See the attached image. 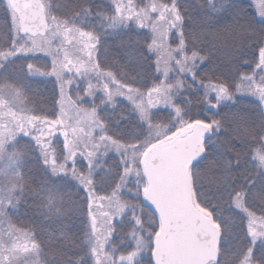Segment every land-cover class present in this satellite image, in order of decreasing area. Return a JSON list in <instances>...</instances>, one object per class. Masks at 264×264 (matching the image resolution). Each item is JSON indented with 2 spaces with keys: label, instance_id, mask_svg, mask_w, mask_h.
<instances>
[{
  "label": "trees",
  "instance_id": "16d2710c",
  "mask_svg": "<svg viewBox=\"0 0 264 264\" xmlns=\"http://www.w3.org/2000/svg\"><path fill=\"white\" fill-rule=\"evenodd\" d=\"M143 1L148 0H139L140 3ZM151 1L159 6H173L176 15L181 18L176 29L171 24L168 34L162 30L160 39L168 52L167 65L160 64L159 72L155 55L146 50V42L151 37L147 28H139L131 22L127 23V27L123 24L115 29L108 27L110 20H105V17L115 15L112 0H40L43 8L44 5L47 6L44 8L46 16L49 13L66 26L96 37V64L102 72L111 71L112 79L117 84L124 88L138 89L140 93L159 86V108L150 109V119L146 124H137L135 114L130 111L131 105L121 97L105 101L106 97L98 92L94 94V90H89L88 87L84 89L75 83H69L59 95L58 85H55L53 79L36 76L26 78V63L31 62L44 71L49 69L51 58L42 53L33 51L37 56L36 60L29 56L14 58L5 71L15 73L17 81L23 84L22 100L35 117L54 120L63 103L67 105V109L75 112L82 108L94 110L104 134L117 143L129 141L133 136L135 144L140 143L147 136L150 127L156 132L164 131L163 136L172 135L176 130L174 112L177 109L180 119L186 122L200 120L205 124H213L214 129L222 132V138L220 140L215 133L209 136L204 146L205 155L191 166V178L194 192L200 196V191L203 190L200 188L207 183L205 179H201L200 168L210 161L215 163V179L211 184L207 183L211 189L208 192L211 202L205 203L202 198L201 202L210 213H219L215 215V219L223 226L219 262L243 264V260L247 258L248 264H264V243L253 245L251 252H240L237 242L229 245L236 239L231 237L225 227L232 224L227 218L234 209L228 207L227 196L218 192L217 176V167L223 165L225 173L227 162L230 165L228 178L233 186H244L256 193L264 191V168L254 163L257 160L252 159L253 154L259 150L264 156V152L258 147V140L255 143L256 135L264 131V116L258 105L247 99L237 98L231 103H221L214 108L212 104H216L215 98L209 97L205 91V86L209 84L224 85L232 92L235 85H241L242 82L244 85L252 81L261 85L264 83V65L253 72L264 44V0L260 4L262 11L256 5L261 0ZM3 3L1 0V53L11 48L13 42L19 47L21 38H24L21 42L23 47L30 46L33 39L48 37V32L44 37L35 38L19 35L8 23L9 19L6 21ZM25 41H28L27 45ZM39 56L44 58H38ZM184 63L188 69L182 71L181 64ZM165 67L168 69L167 75L164 74ZM250 75H253L252 78L245 81L244 77ZM87 92L89 95L83 98ZM161 93H166L171 102H162L164 95ZM245 125H249L251 130L247 133L246 141L240 142V145H249L250 151L244 147L242 151L235 152L232 145L235 144L234 138H238L237 135ZM170 138L171 136L164 141ZM158 141L164 142L161 138ZM15 144L16 149L25 148L26 154L17 166L20 193L17 209L9 212V218L16 229L21 233H28L32 240L40 244L42 252L39 256L28 255L36 264H45V261L47 264H91L86 245L89 232L88 195L74 175L89 177L93 181L92 191L97 196L111 197L126 205L125 213L121 212L124 213L121 222L115 221L112 225L113 233L104 251L108 252L112 248L116 250V254L127 255L135 251L138 241L136 237L140 236L143 241L139 243L134 264H152L150 248L147 246L151 232L147 226L150 225L152 213L143 206L138 193L143 180L123 181L121 178L127 167L122 152L117 155L112 151L104 158L94 161L84 163L80 160L66 164L63 146L58 139L50 146L52 153L18 135ZM6 150L13 152V143L6 145ZM51 160L55 163H50ZM60 165L64 166V171L54 174L53 168L58 169ZM117 185L120 191L114 193ZM262 207L264 204H261L259 198L251 202V208L257 215L261 214Z\"/></svg>",
  "mask_w": 264,
  "mask_h": 264
},
{
  "label": "rangeland",
  "instance_id": "374dc122",
  "mask_svg": "<svg viewBox=\"0 0 264 264\" xmlns=\"http://www.w3.org/2000/svg\"><path fill=\"white\" fill-rule=\"evenodd\" d=\"M1 1V0H0ZM4 10L6 11V21L9 19L8 23L15 28L16 32L19 35H22L24 37L25 34L21 30L20 22L18 18L14 15V13L11 11L8 0H3ZM119 2V0H112L113 6H114V12H115V4ZM123 2L126 4L127 0H123ZM134 3L136 5V9L139 10L140 7H143L145 11L148 13V15L151 17V19L148 21L149 27L147 28L149 30L150 35L152 36L151 29L153 27L158 28L160 32L162 33V30L164 29L165 33L168 34L171 30V24L174 26V29L177 28V26L180 23V20H176V12L173 6H164V5H157L153 3L151 0H148L146 2L143 1V3H140L139 0H134ZM262 3V0L257 2V8L262 11L260 4ZM44 5V8L46 9L47 6ZM155 7V11H152L151 9ZM47 24H48V37L52 39V47L54 49V52L58 53L57 56V62L61 63V76L60 80L57 81L56 78L50 77V76H40L37 75L36 77H42V78H49L53 79L55 81V85H58L59 89V95L63 92V88L68 87L69 83L74 85L78 84L85 88H89V90H94V94L97 92L102 95V97H106L105 101L109 100V96L112 97H121V99H126L127 95V89L119 84H117L112 77L105 75L106 72H102L99 70L98 67H92L93 64H96V48L92 50L93 56L90 58L87 55L83 54V43L86 42L87 37L82 36L81 33H86L84 31H81L74 27H68L63 22L55 19L51 14L47 13ZM162 21H166V23H163ZM131 23H134V21H129ZM136 25V24H135ZM24 38H21L22 41ZM20 41V39H19ZM21 41V42H22ZM19 42V47H21L22 43ZM96 42V41H95ZM1 53V52H0ZM259 59L257 62V65L255 67L254 71H257L264 65V44L262 49L259 51ZM23 56V55H21ZM30 59L36 60L37 56L32 52L28 55ZM25 57V56H24ZM27 57V56H26ZM38 58H44L39 56ZM43 60V59H42ZM1 62V61H0ZM183 65L181 70L185 71L187 68V64ZM97 65V64H96ZM180 66V64H178ZM89 67H91V71H89ZM7 72V76L14 80L16 79L15 73ZM253 75H250L248 77H244L245 81H249V79L252 78ZM17 80V79H16ZM244 81V82H245ZM243 84V82H242ZM235 85L232 92L227 90L228 97L225 98L224 95L221 92V89H226V86L224 85H218V84H209L205 86V91L207 92V95L209 97H214L216 104H212L214 108L218 104H228L234 101L237 98L240 99H247L250 102L257 104L258 107L261 109L262 114L264 116V102H262V99L260 97V90L264 89V83L256 84L252 81V83H248V85ZM124 92L125 96H121L118 93ZM89 93L87 92L86 95H83L82 97L88 96ZM139 97V96H138ZM7 97L5 96V93L3 90H0V100L7 101ZM140 99V97H139ZM112 100V99H111ZM127 100V99H126ZM159 91H151L150 90L146 93H143V101L147 105V107L150 104H154L155 107H152L150 109H156L159 108ZM18 105V106H17ZM17 105H9L8 103H4L0 105V134H3L6 131V126H11L16 129L17 135L20 137L28 138L32 140L36 145L41 147L44 151L50 152L49 149L52 143L58 139L60 140L63 150H64V156L65 161L68 163H76L78 161H84L87 162L89 160H97L104 158L107 154L112 153V151L116 152V145L113 143V140L108 138L102 129V125L97 118L96 111L94 110H83L78 109V111H74L73 109H67L65 103L62 104V106L59 108L58 113L56 115V118L54 120H48L44 118H37L34 115H32L29 110L26 108L23 100L18 101ZM12 108L13 111L16 113V118L18 119L22 124L23 128L27 131V135L24 134V131H21L17 125L14 123V118L9 113L5 115V113H8L9 108ZM179 113L174 112V120L175 128L176 130L173 132L174 136L177 135L180 132L186 131L190 127L198 124L203 125H210L205 124L204 122H201L200 120L193 121V122H186L179 117ZM248 123V121H245ZM210 135L215 133L216 135H219L220 140L221 136L219 130L214 129L213 124L210 125ZM251 128L249 125H245L243 127V130L240 131V133L237 135L238 138H234V143L232 144L234 147L235 152H240L243 150V148H247L250 151L249 145H240V142H245L247 133L250 132ZM156 132V130L152 129V127L149 128V132L147 134V138L145 139V136L141 140L140 143L135 144V148H127L128 152V159H125L124 155V161L127 174H125V171L123 172L121 178L123 181L134 179L135 181H140V179L143 180V185L141 186L139 190V194L142 199L143 206L147 207L144 201V191L146 189V182L142 173V158L145 152L152 146L162 142L158 141L160 138L163 139V141L172 135L163 136L164 131ZM246 133V134H244ZM227 134V133H226ZM166 135V134H165ZM209 135V136H210ZM252 137V136H251ZM243 139V140H242ZM242 140V141H241ZM258 140V147L262 149L264 152V131L259 132V134L256 135L255 143L257 144ZM158 141V142H157ZM225 142V140L223 141ZM10 144V143H8ZM7 144V145H8ZM127 147V146H126ZM258 150V148H255ZM205 147H204V154L205 155ZM122 154H124V151L121 150ZM117 153V155L121 154ZM12 153V151L7 152ZM91 154V155H90ZM133 154L134 158H133ZM261 157H264L262 152L259 150L253 154V161L258 166H262L261 168H264V163L261 161ZM51 159V158H50ZM50 163H53L51 160ZM50 165V164H49ZM18 164H16L14 167L10 166V161L7 157V155H4L0 157V204H2L4 207L7 208L8 213L15 211L17 208L13 209L11 207H8V199L9 197L12 198L13 203L18 202V195L20 193V186H19V176H18V170H17ZM201 171V179H205L208 184H211V182L214 181L215 174H216V166L213 161H210L208 165H205L200 168ZM190 179H191V187H192V200L194 206L204 215L209 217L212 222L217 221L214 217L213 221V215L210 213L206 208L203 206L201 202V198L204 199L203 201L205 203L211 202L209 200L208 192L211 190L209 189V185L205 183L206 185L203 186V189L200 191L201 195L195 194L194 188H193V182H192V167L189 169ZM224 174V166L217 167V176L219 177V181L222 178V175ZM193 176V175H192ZM122 182V181H121ZM81 186V185H80ZM83 188V186H81ZM84 189V188H83ZM117 191L114 193H119L120 188H115ZM199 189V188H198ZM94 194V204L92 208V212L95 214L97 219V227L101 228V232L99 235L101 236V241L105 243V247L108 245L107 242L110 240L113 231L111 232V235L108 234V229H112V225L115 221L121 222L124 213H118L117 209L119 208V205L121 204L118 200H113L111 197H103V196H97ZM87 195H89L87 193ZM112 196V194H111ZM88 201V196H87ZM99 205V207H98ZM148 208V207H147ZM149 211L152 213L150 218V225L147 226L150 228L151 232L148 236V248L153 249V242L155 239V236L159 232L160 229V222L158 220L157 215L153 210L148 208ZM104 213H108V216H104ZM88 218V236L86 240L87 249L89 252V257L91 264H95L96 258L93 256L91 249L94 243V238L91 237L92 232V224L91 221ZM108 219H112L113 223L111 225H108L106 222ZM139 223L137 222V225ZM4 228H7V224L3 225ZM146 227V228H147ZM130 228V226L128 227ZM225 229H227V232L231 235L232 238L236 239L233 243L229 244L230 246L235 245L237 242L238 249L240 252H243L244 250H248V252H251L253 245H258V243H264V239H258L255 243H253L251 237L247 234L245 227L243 224H236L232 225L229 223ZM231 229V231H229ZM146 238V236L144 235ZM136 239L139 242H142V237H136ZM223 236L220 235V247H219V257H221V242H222ZM245 240V241H244ZM29 244L30 241H27ZM247 243L249 245L247 246ZM139 248V245H136L135 251L137 252ZM149 253L152 256V251ZM229 246L227 247V253L229 255ZM132 250V249H131ZM105 252V251H104ZM107 254H110L115 260H118V258L121 256L120 254H116L115 249H110L108 252H105ZM132 253L129 252V254ZM123 255V254H122ZM128 255V254H127ZM124 255V256H127ZM227 255V254H226ZM138 256V252H137ZM134 257V261L137 258ZM152 258V257H151ZM245 260H243L244 262ZM19 264H36L35 260L25 255L21 258L19 261ZM242 262V263H243ZM110 264V262H109ZM127 264V262H125ZM209 264H216V263H209ZM248 264V262H247ZM252 264V263H249Z\"/></svg>",
  "mask_w": 264,
  "mask_h": 264
},
{
  "label": "snow or ice",
  "instance_id": "6c2138e0",
  "mask_svg": "<svg viewBox=\"0 0 264 264\" xmlns=\"http://www.w3.org/2000/svg\"><path fill=\"white\" fill-rule=\"evenodd\" d=\"M155 11V7L151 9ZM90 11V9H87ZM151 17L145 11L143 7H140L139 10L136 9V5L134 0H127L125 4L123 0H119L115 4V15L111 18L105 17V20H110L108 24L109 28L115 29L118 28L121 24L127 27V23L129 21H134L137 27L139 28H148V21ZM180 16L176 15V20H180ZM48 30V26H44V29L41 30L40 28L37 29L39 35L41 37L44 36V31ZM152 36L150 37L149 41L146 42V50L149 53L155 55L157 63V71H160V64L167 65L166 55H167V47L165 43H163L160 39L161 32L158 28L153 27L151 29ZM37 32L34 31L32 35H36ZM82 36H86L87 40L83 43V54L89 56L90 58L93 56L92 50L97 47L96 44V37L93 36L91 33H81ZM11 40L12 37H9ZM25 44H28V41H25ZM33 51L37 53H42L46 56H49L50 64L49 69L44 71L31 62L26 63L24 66V74L26 78H32L37 75L40 76H50L56 78L57 81L60 80L61 76V63L57 62L58 53L54 52L52 47V39L51 38H44V39H33L30 42V46H23V47H16L15 43L13 42L11 48L6 49L4 52L0 53V90H3L5 96L8 98L7 101L0 100V105L4 103H8L9 105H17L18 101H21L24 97V89L23 84L17 80H12L7 76L6 69L8 65L13 61L14 58H17L21 55L28 56ZM203 59V57H201ZM92 67H98V65L93 64ZM91 71V67L88 69ZM168 69L165 67L164 74L167 75ZM105 75L113 77V73L111 71L105 73ZM169 88L171 86L169 85ZM151 91H159V86L150 89ZM222 94L225 98L228 97L227 89H221ZM121 96H125L124 92L118 93ZM164 95V101L162 102H171L168 98L166 93H161ZM140 99H137V97ZM260 97L262 102H264V89L260 90ZM112 99V96H109V100ZM126 99L128 100L129 104L131 105L130 111H132L136 118L137 124H146L150 119V108L155 107L154 104H150L148 107H145L143 101V93H140L138 89H133L132 87H128ZM18 106V105H17ZM179 112V109H177ZM11 114L14 118V123L17 127L24 131V134L27 135V131L23 128V124L16 118L15 111L12 108H9L7 114ZM218 123V122H214ZM205 129L210 128V125H205ZM201 133L200 135H202ZM147 137H145L146 139ZM17 140V132L16 129L11 126H6V131L3 134H0V157L7 155L10 166H15L16 164L22 161L23 156L26 154V149H16V142ZM13 143L14 151L12 153H7L6 145L8 143ZM116 145V152L120 153L121 150L124 151L125 159H128V152L127 148H135V136L129 141L124 143H117L113 141ZM127 145V147H126ZM204 151L203 148L199 149L197 154H200ZM91 155V154H90ZM133 154V158H134ZM262 163H264V157H261ZM55 163V161H53ZM230 165L225 162V173L221 180L218 183V192L221 195L227 196V204L230 209H234L232 215L227 219H230L232 224L235 225L237 223L243 224L247 234L251 237L253 243H255L258 239H264V207L260 209L261 214L257 215V212L252 210L251 202L255 201L257 198L260 199L261 204H264V191L260 193H256L255 190L249 191L248 188L244 186H233V184L229 181V170ZM57 171L63 172L64 166L60 165L59 168H53V173L55 174ZM125 174H127V170H125ZM74 178L79 181V184L83 186L84 191L87 192L88 201H87V214L92 224V232L91 237L94 238V243L91 249L93 256L96 258L95 264H134V257L137 256V252H132L127 256L121 255L118 260H115L110 254L104 252L105 243L101 241V236L99 233L101 232V228L97 227V219L95 214L92 212L93 204H94V194L92 191V184L93 181L86 176L83 175H74ZM119 188V185L116 186ZM8 207L13 209L17 208V203H13L12 198L9 197L8 199ZM99 207V205H98ZM126 205L121 203L119 208L117 209L118 213H121L125 210ZM220 207V206H218ZM222 210V209H221ZM239 213V215H237ZM219 214L213 213V221L215 215ZM104 216H108V213H104ZM139 222V221H137ZM108 225L113 223L112 219H108L106 222ZM211 228L213 229L214 236H220L223 233V226L219 223V221L210 222ZM7 224V228H4L3 225ZM113 229H108L109 236ZM231 231V229H229ZM27 241H31L29 244ZM139 241H137V245H139ZM218 247V241H217ZM42 252V248L40 244L31 239L28 233H21L19 229H16L15 226L12 224L9 213L7 208L0 204V264H19L21 258L25 255H37L39 256ZM45 264L47 262L45 261ZM216 264H220L219 257H216ZM243 264H247V258Z\"/></svg>",
  "mask_w": 264,
  "mask_h": 264
},
{
  "label": "water",
  "instance_id": "95a60500",
  "mask_svg": "<svg viewBox=\"0 0 264 264\" xmlns=\"http://www.w3.org/2000/svg\"><path fill=\"white\" fill-rule=\"evenodd\" d=\"M8 5L25 35L41 37L37 29L48 24L40 0H8ZM204 126L194 125L143 155V197L160 222L152 264H209L219 257L220 236L213 235L212 220L194 206L189 174L190 167L202 159L204 151L197 153L210 135Z\"/></svg>",
  "mask_w": 264,
  "mask_h": 264
}]
</instances>
